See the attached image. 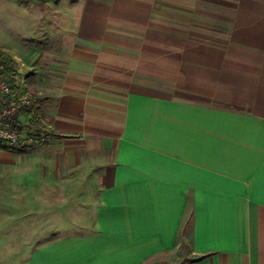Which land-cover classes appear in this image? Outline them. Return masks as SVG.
Instances as JSON below:
<instances>
[{
  "label": "crops",
  "instance_id": "crops-1",
  "mask_svg": "<svg viewBox=\"0 0 264 264\" xmlns=\"http://www.w3.org/2000/svg\"><path fill=\"white\" fill-rule=\"evenodd\" d=\"M37 5L46 44L1 49L48 137L0 150V219L46 221L0 226L12 263L264 264V0Z\"/></svg>",
  "mask_w": 264,
  "mask_h": 264
},
{
  "label": "rangeland",
  "instance_id": "rangeland-1",
  "mask_svg": "<svg viewBox=\"0 0 264 264\" xmlns=\"http://www.w3.org/2000/svg\"><path fill=\"white\" fill-rule=\"evenodd\" d=\"M48 1L30 0L27 6L20 7L17 0H0V50L11 49L15 46H22L27 50L39 49L46 44L51 36V33L47 32L49 30L51 32V29H53L58 14L55 10H49L45 6H38L37 4H45ZM48 22H51L50 25ZM32 121L29 120L28 125L25 126L26 134L38 133V131H32L36 128L34 125L37 123ZM45 223L46 221L30 218L29 220L18 218L9 221L0 219V226L4 232L13 226L23 229L27 227L34 228L39 225L40 228L45 229ZM26 237L28 238L23 234L0 235V264H13L12 262L16 261L17 258H21L20 255L23 253L17 250L15 246L22 243ZM34 237L38 236H31L30 238ZM40 237L43 238L44 236ZM183 260V254L178 252L163 260L150 261L146 264H182Z\"/></svg>",
  "mask_w": 264,
  "mask_h": 264
},
{
  "label": "built area",
  "instance_id": "built-area-1",
  "mask_svg": "<svg viewBox=\"0 0 264 264\" xmlns=\"http://www.w3.org/2000/svg\"><path fill=\"white\" fill-rule=\"evenodd\" d=\"M36 101L35 92L27 87L20 71L8 70L5 64L0 63V142L28 147L48 141L44 134L20 131L15 120L24 111L32 110Z\"/></svg>",
  "mask_w": 264,
  "mask_h": 264
},
{
  "label": "trees",
  "instance_id": "trees-1",
  "mask_svg": "<svg viewBox=\"0 0 264 264\" xmlns=\"http://www.w3.org/2000/svg\"><path fill=\"white\" fill-rule=\"evenodd\" d=\"M30 0H17L19 5H28ZM42 2H46L47 0H39ZM0 63L5 64L8 67V70H17L16 65L14 60L4 51L0 50ZM32 111L28 110V111H24L21 115H24L25 117H28ZM19 116L16 117V123L18 126V129L20 131H25V126L18 120ZM33 120V118L31 119V121ZM38 135H46V133L38 131L37 133ZM0 150L2 151H7V152H12V153H23L26 151V147H18V146H12L9 143H4V142H0Z\"/></svg>",
  "mask_w": 264,
  "mask_h": 264
}]
</instances>
